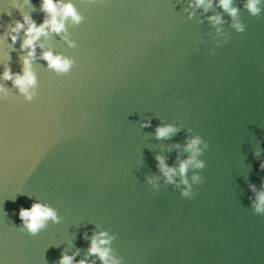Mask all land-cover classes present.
<instances>
[{"label":"water","instance_id":"95a60500","mask_svg":"<svg viewBox=\"0 0 264 264\" xmlns=\"http://www.w3.org/2000/svg\"><path fill=\"white\" fill-rule=\"evenodd\" d=\"M42 2L0 0V264H104L89 254L100 233L108 264H264V0L257 16L232 0L235 17L220 0H56L82 20L36 42L29 101L3 73L23 74L25 30L13 42L12 28L50 18ZM47 51L70 71L50 68ZM167 125L178 131L158 138ZM197 136L205 167L189 165L187 199L156 157L179 183ZM34 202L60 222L31 236L19 209Z\"/></svg>","mask_w":264,"mask_h":264},{"label":"clouds","instance_id":"9594fccd","mask_svg":"<svg viewBox=\"0 0 264 264\" xmlns=\"http://www.w3.org/2000/svg\"><path fill=\"white\" fill-rule=\"evenodd\" d=\"M27 2H31V0H27ZM95 2V0H92ZM232 0H220V4L225 11H229L230 14L235 17L237 14V9L231 8L230 5ZM204 0H197V5H203ZM260 4V0H248V3L245 7L250 11L253 16L259 15L261 9L258 7ZM211 6V3L208 5ZM41 10L46 12L50 18H45L44 23L37 26L36 22L30 16H24L23 21L16 20L15 26L12 28V32L16 33V35H12V41L15 42L18 39V34L21 30H25V39L21 44L22 49H27L28 56L24 57V68L22 70L23 74L13 73L10 67H6L3 73V78L5 80L13 81L14 86L18 87L20 92L25 95L26 99L31 101L35 95V86L37 84V78L33 71L31 70V57L35 56V48L36 42L39 40L41 36H47L48 31H52L55 33H60L65 29L64 21L69 17L75 23H79L82 20V16L78 14L76 8H74L71 2L63 5L58 9L56 0H43L41 5ZM207 11V8L205 9ZM210 19L214 20L216 23H220L221 20L219 17H211ZM25 24L28 25L27 29H25ZM234 27L238 32L243 33L245 31V27L240 24H235ZM73 46H75L73 44ZM214 54V52H213ZM43 59L48 61L49 67L55 69L58 73H68L71 67L74 64V61L63 58L60 55H54L52 51L44 52ZM15 77V78H14ZM30 88L33 89L30 92ZM5 91L3 87H0V92ZM144 127L151 126V122H145ZM178 129L172 125H167L163 127H158L156 130V134L158 138H169L171 134L177 132ZM201 143V138L199 136L191 139L190 143L185 146L186 151H190L192 155L185 161H182L179 166V174L182 177L181 181L177 183L174 180V176L177 174V170L175 168L169 167L162 157H156L158 161V167L160 171L167 178L166 182L170 184H175L176 187H180L181 184L185 187L181 190V195L184 198L192 199L194 196V192L192 189V184L189 183L187 179V171L190 164L195 162V167L204 168L205 164L201 161L196 160V155L200 152L198 145ZM179 147V145H178ZM209 145L205 143V148H208ZM259 156V152L256 153ZM260 169L264 171V161L260 163ZM193 183L198 185H202L204 180L201 179L200 176L194 175L192 177ZM149 183H152L150 180ZM253 189L255 185H252ZM259 203L254 204V208L256 213L264 214V193L259 196ZM19 217L22 221V226L20 227L21 231L27 230V234L31 236L38 235L43 229L48 226V222L51 221L53 223H59L60 217L57 215V211L40 202H34L30 208L21 207L19 209ZM106 233L94 234L91 246L89 248V254H95L100 257L101 260L104 261V264H108V257L110 253V249L103 248L102 245H106L110 243V240L100 239V237L105 236ZM85 238H87V234H85ZM114 239V237H113ZM78 254V253H77ZM75 256H69L67 254H62L59 260V264H73ZM78 264H87V260H81ZM114 264H120L118 260L114 261Z\"/></svg>","mask_w":264,"mask_h":264}]
</instances>
